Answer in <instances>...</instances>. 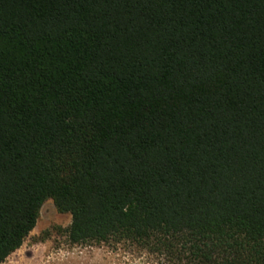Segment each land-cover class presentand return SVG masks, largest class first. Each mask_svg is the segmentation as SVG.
I'll use <instances>...</instances> for the list:
<instances>
[{
  "label": "trees",
  "instance_id": "trees-1",
  "mask_svg": "<svg viewBox=\"0 0 264 264\" xmlns=\"http://www.w3.org/2000/svg\"><path fill=\"white\" fill-rule=\"evenodd\" d=\"M48 200L72 246L264 264V0H0V264Z\"/></svg>",
  "mask_w": 264,
  "mask_h": 264
},
{
  "label": "rangeland",
  "instance_id": "rangeland-1",
  "mask_svg": "<svg viewBox=\"0 0 264 264\" xmlns=\"http://www.w3.org/2000/svg\"><path fill=\"white\" fill-rule=\"evenodd\" d=\"M71 222L70 214L48 200L34 230L4 264H176L131 245L72 246L66 236Z\"/></svg>",
  "mask_w": 264,
  "mask_h": 264
}]
</instances>
